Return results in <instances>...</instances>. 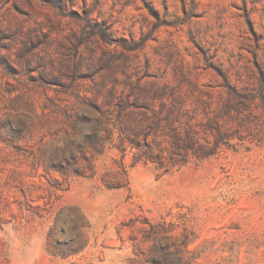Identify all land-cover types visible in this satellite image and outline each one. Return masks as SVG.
<instances>
[{
    "label": "rangeland",
    "instance_id": "374dc122",
    "mask_svg": "<svg viewBox=\"0 0 264 264\" xmlns=\"http://www.w3.org/2000/svg\"><path fill=\"white\" fill-rule=\"evenodd\" d=\"M176 263L264 264V0H0V264Z\"/></svg>",
    "mask_w": 264,
    "mask_h": 264
},
{
    "label": "trees",
    "instance_id": "16d2710c",
    "mask_svg": "<svg viewBox=\"0 0 264 264\" xmlns=\"http://www.w3.org/2000/svg\"><path fill=\"white\" fill-rule=\"evenodd\" d=\"M178 101L179 100H177V103ZM181 105H184L183 101L179 104L180 108H178L177 112L179 120L177 122L169 121L170 129L172 130L169 140L170 150L166 154L163 149L160 148L161 145H158V150L155 151L147 144L142 147L141 144L129 142L131 148L138 151L141 158L155 165L158 169L170 171L186 165L192 158L202 160L211 156L213 153L207 150L209 148H207L198 137L200 126L196 119L187 117V115L184 114L185 110L181 108ZM230 113L231 110L227 107V109L222 112L223 119L226 116L227 118H231ZM208 127L209 129H212L211 126ZM216 131L218 132L219 130L216 129ZM156 132L157 134L155 135V138L163 132L160 124L155 126L153 133ZM223 143L222 140L217 141L215 148L217 149Z\"/></svg>",
    "mask_w": 264,
    "mask_h": 264
}]
</instances>
